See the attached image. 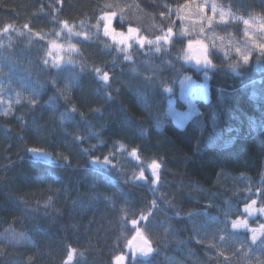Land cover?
I'll use <instances>...</instances> for the list:
<instances>
[{
  "label": "trees",
  "instance_id": "16d2710c",
  "mask_svg": "<svg viewBox=\"0 0 264 264\" xmlns=\"http://www.w3.org/2000/svg\"><path fill=\"white\" fill-rule=\"evenodd\" d=\"M176 1L0 0V264H264V233L234 226L264 208V54L197 69ZM215 1L264 18V0ZM108 14L163 42L121 51ZM59 36L66 65L48 57ZM188 77L210 94L191 111Z\"/></svg>",
  "mask_w": 264,
  "mask_h": 264
},
{
  "label": "rangeland",
  "instance_id": "374dc122",
  "mask_svg": "<svg viewBox=\"0 0 264 264\" xmlns=\"http://www.w3.org/2000/svg\"><path fill=\"white\" fill-rule=\"evenodd\" d=\"M178 2L179 0L176 1ZM201 8L203 11H200ZM214 8L215 12H213ZM169 13V15H174V20L180 21V35L187 38L188 45L192 43L191 48L187 45L185 49V58L188 62L194 63L198 60V48L205 51L214 65L217 63L214 60L216 57L220 63L231 69H242L249 66L252 61L256 64L262 55L253 47V44L264 43V31L261 30V25L264 24L262 17H236L215 0H187L179 7H170ZM245 20L249 21L247 26L244 24ZM117 21L118 18L114 14L105 15L103 17L104 34L107 28L108 32L105 36L125 53H130L131 50H142L148 45L163 42L160 38L151 40L146 38L140 24L137 27L120 28L117 26ZM130 28L134 31L129 32ZM69 33L71 34L72 30L69 29ZM58 39L62 40L53 41L48 57L54 65H66L73 59L71 53L74 51L72 49L74 43L68 39L65 40L63 36H59ZM140 40L144 41L143 46L139 43ZM245 55L249 56L246 63L243 60ZM107 77L109 78L108 75ZM101 79L105 80L104 76ZM208 95L210 94L207 81L197 82L189 77L181 81L179 97L187 104L189 111L192 110L197 99L208 98ZM176 112L174 117L182 121L178 109ZM250 204L246 207L244 216L234 225L247 230L251 237L256 231L260 235L264 233V208L256 205L255 201ZM252 223L256 226H251ZM149 253V245L144 240L142 250L137 255L145 256Z\"/></svg>",
  "mask_w": 264,
  "mask_h": 264
},
{
  "label": "water",
  "instance_id": "95a60500",
  "mask_svg": "<svg viewBox=\"0 0 264 264\" xmlns=\"http://www.w3.org/2000/svg\"><path fill=\"white\" fill-rule=\"evenodd\" d=\"M198 53V60L195 62V65L200 68L201 70H207V71H213L216 69L214 64L209 60V57L206 55L205 51L202 48L197 49ZM199 61V62H198ZM37 156L42 157V158H49V156L45 153H37ZM260 233L259 232H254L253 235L251 236V243L256 244L260 240ZM143 237L142 236H137L133 239L131 242V249L134 252H139L142 250L143 247Z\"/></svg>",
  "mask_w": 264,
  "mask_h": 264
},
{
  "label": "snow or ice",
  "instance_id": "6c2138e0",
  "mask_svg": "<svg viewBox=\"0 0 264 264\" xmlns=\"http://www.w3.org/2000/svg\"><path fill=\"white\" fill-rule=\"evenodd\" d=\"M200 11H203V9L201 8ZM213 12H215V8L213 9ZM221 18L223 19V17H221ZM244 24L247 26V25L249 24V21H248V20H245V21H244ZM261 30L264 31V24L261 25ZM133 31H134V29H131V28L129 29V32H133ZM107 32H108V29L106 28V29H105V34H107ZM139 43L141 44V46H143L144 41H143V40H140ZM196 43H200V41H196ZM54 46H55V45H54ZM188 47L191 48V47H192V43H189ZM253 47L256 48V49L259 51V53L264 54V43L253 44ZM238 51H239V50H238ZM248 59H249V56H248V55H245V56L243 57V60H244L245 63L248 61ZM198 62H199V61H198ZM104 79H105V80L108 79L107 75L104 76ZM133 155H135V152L133 153ZM152 167H153V168H156V167H159V165L156 164V163L154 162L153 165H152ZM133 223H135V221H133ZM234 226H235V225H234ZM150 250H151V249H149V251H150ZM68 259H69V260L72 259V255H71V253L69 254ZM117 259H118V260H121V259H123V257H117Z\"/></svg>",
  "mask_w": 264,
  "mask_h": 264
}]
</instances>
